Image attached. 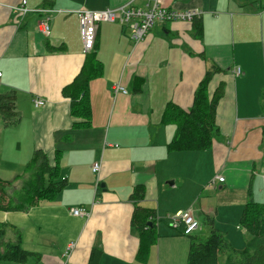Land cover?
<instances>
[{
  "label": "crops",
  "instance_id": "1",
  "mask_svg": "<svg viewBox=\"0 0 264 264\" xmlns=\"http://www.w3.org/2000/svg\"><path fill=\"white\" fill-rule=\"evenodd\" d=\"M22 1L0 0V93L16 90L22 115L14 127L0 116V179L22 175L42 150L67 184L27 210L0 209L6 240L20 238L30 253L1 264H89L93 248L102 251L101 264H186L193 237L206 238L213 227L242 248L240 216L264 192V0H160L164 8L201 12V32L188 21L157 22L137 44L126 25L100 21L102 71L89 83V121L72 113L62 92L86 60L76 11L148 0H55L49 37L37 28L44 1L26 0L32 11L24 16L16 9ZM209 71L207 97L223 87L220 136L205 150L169 151L177 124L166 119L167 107L188 111ZM118 84L128 93H115ZM35 99L46 104L36 107ZM138 186L142 199L133 197ZM79 207L90 215H74ZM137 207L154 212L157 232L143 254L132 227ZM180 210L200 221L191 236L174 220Z\"/></svg>",
  "mask_w": 264,
  "mask_h": 264
},
{
  "label": "trees",
  "instance_id": "2",
  "mask_svg": "<svg viewBox=\"0 0 264 264\" xmlns=\"http://www.w3.org/2000/svg\"><path fill=\"white\" fill-rule=\"evenodd\" d=\"M42 9L53 8L55 0H43ZM191 23L195 32H201V18ZM96 41L94 48L86 52V60L73 82L63 89V95L71 99L72 113L89 121L91 111L88 102V87L92 79L101 75L102 64L98 59ZM215 71V70H213ZM209 71L200 83L192 107L187 111L173 105L167 107L165 117L176 122L177 130L174 139L168 145L169 151H199L212 147L220 136L216 122V107L222 98L223 87L220 86L209 99L205 94L211 81ZM18 92L10 89L0 93V116L6 127L17 126L22 115L17 108ZM58 165H52L48 154L35 150L22 175L14 180L0 179V209L22 211L31 208L45 198H52L66 187V179L58 180ZM22 180L17 186V180ZM144 188H135L133 197L142 199ZM154 212L151 209L137 207L132 219V227L138 232L141 240L139 254L145 253L157 237ZM152 221L153 226L149 227ZM213 224V217L207 220ZM240 228L246 231L247 241L242 249L235 248L224 233L213 227L206 238L193 237L188 263L186 264H221L220 254H225L223 264H264V203L251 199L244 207L240 219ZM7 227L0 224V264L3 261L23 262L28 259L20 238L6 240ZM194 233V232H193ZM192 235V234H191ZM189 235V236H191ZM102 251L93 248L89 264H101ZM139 257V256H138Z\"/></svg>",
  "mask_w": 264,
  "mask_h": 264
},
{
  "label": "built area",
  "instance_id": "3",
  "mask_svg": "<svg viewBox=\"0 0 264 264\" xmlns=\"http://www.w3.org/2000/svg\"><path fill=\"white\" fill-rule=\"evenodd\" d=\"M160 0H148L145 7L135 6L129 3L119 8H108L105 10H89L82 9L76 11L79 17L80 32L84 44L85 51H91L97 41V27L100 21H117L120 19L122 25H126L131 30V38L135 44L142 42L146 35L150 32L157 22H170L174 20H182L192 22L195 18H201V12L197 10H177L164 8L160 6ZM21 15H27L32 9L27 7V1L23 0L16 8ZM39 11V10H38ZM43 17L38 21V30L46 37L52 33V14L55 11L53 8L42 9ZM236 76L240 75L242 69L237 66L233 70ZM2 72L0 71V76ZM115 93L119 91L128 93V90L122 85L114 86ZM46 104L45 100L35 99L34 105L41 107ZM101 168V163L96 162L93 165V171L98 173ZM220 181H224L223 176H219ZM264 180V179H263ZM72 213L76 216L88 217L90 211L79 208H73ZM174 220L177 224H184V234L189 236L193 234L199 227L200 221L195 214L190 210H180L176 213Z\"/></svg>",
  "mask_w": 264,
  "mask_h": 264
},
{
  "label": "rangeland",
  "instance_id": "4",
  "mask_svg": "<svg viewBox=\"0 0 264 264\" xmlns=\"http://www.w3.org/2000/svg\"><path fill=\"white\" fill-rule=\"evenodd\" d=\"M142 1H144V0H142ZM130 3V2H129ZM116 21V20H115ZM117 21H119L120 22V19L119 18H117ZM121 23V22H120ZM122 24V23H121ZM131 40H132V38H131ZM133 42V41H132ZM220 122H221V124H222V126L223 127H226V125H225V122H224V120L222 119V118H220ZM225 130V129H224ZM224 130H223V132H224ZM259 200V201H258ZM257 201H258V203H264V192L263 193H261L260 195H259V199H258ZM243 212V211H242ZM241 217H242V215L240 216V219H241ZM237 230V229H236ZM243 238V237H242ZM246 240H247V236H246ZM244 241V240H243ZM244 246L242 247V248H244L245 247V245L246 244H243ZM242 248H240V249H242ZM226 258V255L225 254H220V263L221 264H223L224 262V259Z\"/></svg>",
  "mask_w": 264,
  "mask_h": 264
},
{
  "label": "water",
  "instance_id": "5",
  "mask_svg": "<svg viewBox=\"0 0 264 264\" xmlns=\"http://www.w3.org/2000/svg\"><path fill=\"white\" fill-rule=\"evenodd\" d=\"M149 224H151V222H150ZM151 225H152V224H151Z\"/></svg>",
  "mask_w": 264,
  "mask_h": 264
}]
</instances>
